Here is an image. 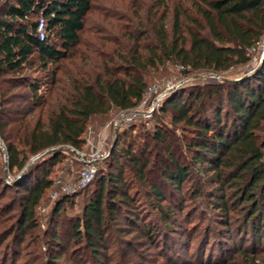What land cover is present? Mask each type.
Masks as SVG:
<instances>
[{
	"label": "trees",
	"instance_id": "1",
	"mask_svg": "<svg viewBox=\"0 0 264 264\" xmlns=\"http://www.w3.org/2000/svg\"><path fill=\"white\" fill-rule=\"evenodd\" d=\"M114 2L111 8L120 9ZM94 10V0H0V136L9 173L21 174L8 184L0 161V264H112L115 233L155 240L156 228L143 218L133 184L150 187L164 228L172 231L169 199L148 178V138L143 145L131 139L114 148L115 167L108 164L82 215L71 221L68 242L60 236V220L73 196L57 200L52 230L34 233L36 209L53 185L52 170L63 162L66 148L83 150L94 120L136 108L150 74L168 64L180 66L185 77L222 76L250 66V49L264 39V0H155L136 16L115 19L105 12L103 27L83 40ZM40 12L47 20L43 41L37 36ZM27 72L44 76L30 78ZM247 73L182 89L161 107L183 127L193 163L183 165L168 154L160 166L162 179L184 196L192 169L201 163L210 188L193 184L191 193L210 199L228 237L219 250L205 239L196 262L186 264H264V59ZM162 138L161 132L153 136ZM36 156L42 157L30 165ZM40 242L47 245L43 255L38 248L23 254Z\"/></svg>",
	"mask_w": 264,
	"mask_h": 264
},
{
	"label": "rangeland",
	"instance_id": "2",
	"mask_svg": "<svg viewBox=\"0 0 264 264\" xmlns=\"http://www.w3.org/2000/svg\"><path fill=\"white\" fill-rule=\"evenodd\" d=\"M114 3H118L116 6L120 9L111 8ZM155 0H94L95 10L89 17L87 22V33L83 36V40L87 37L94 38V31L96 28L103 27L104 15L108 12L111 18L118 19L129 15L136 16L137 10L141 13H146L154 5ZM121 6L123 8H121ZM129 6V13L125 11L124 7ZM106 10V11H105ZM106 12V13H105ZM256 62H253L248 67H238L224 73L222 76L214 78L215 74L202 73L200 75H192L191 77H185L183 69L180 66L174 64H168L165 67L159 69L156 72L150 74L148 82L149 86L157 85L161 90L164 89L166 84H171L174 89L170 95L178 93L182 89H189L193 87H204L208 84L218 83L227 78L229 80L238 79L241 76L247 74V72L254 67ZM28 77L33 76L42 78L43 73L36 75L27 72ZM179 86L176 88L175 86ZM26 90V89H23ZM124 113L120 111L112 112L108 117H103L94 120L89 128L95 131V135L101 134L102 139L106 142L105 154L106 158L100 161L97 165V173L94 182H92L87 188L77 190L74 192H65L63 188L74 186L79 180V171L82 168V164L77 161V158L71 151V148H66L65 158L61 164H58L51 173V180L53 182L52 188L48 194L42 200L40 206L36 209V219L38 222V229L34 232L37 236H42L49 229L53 228V210L56 206V202L61 196H73L72 201H69L67 208L63 213V218L60 220L61 238L69 241V238L73 234V230L70 227L72 220L79 218L82 215L83 209L93 193L95 192L98 181L106 175L109 171L108 164L111 163L112 169L115 167L113 151L114 148H123L128 144L131 139L137 141V144H146L148 138H152L150 147V160L152 165L150 166L149 180L156 185L160 186L163 192L169 199V205L172 207V218L169 222L173 223L172 231H167L164 228L166 224L160 218L159 211L155 208V204L160 201L154 198L150 194V187L146 184L140 186L138 184L132 185V192L137 196V202L140 212H142L143 218L146 223L154 226L156 231L154 233L153 241L148 239H140L139 235H132L130 237L122 236L121 233H115L111 238L113 248L109 254V258L112 264H186L187 262H196V253L198 248L202 245L203 241L210 240L209 246H215V249L219 250L220 245H226L228 237L225 236L226 229H222L220 225L216 223L217 213L214 211L213 205L209 198L205 196H194L191 193L192 185L203 186L205 190L210 187L205 184L204 167L199 163L195 164L194 169L191 171V179L184 185V196L180 195L170 189L164 182L160 174L162 162L167 159V155L174 156L180 160L183 165L192 167L191 155L186 151L184 144L185 133L182 126H175L172 123L171 114L163 113L160 108L159 113L151 119L138 118L134 121L121 122L118 127L114 126L119 118ZM127 119V117H125ZM87 131V133H88ZM161 132L163 138L161 142L153 139V136ZM86 133V135H87ZM94 136V135H92ZM150 139L148 142H150ZM1 145L6 149L5 143L0 136V161L5 163L4 172L6 173V182L12 185L15 179H18L21 175L17 171L9 173L8 170V158L6 160L5 152L1 148ZM170 147V151L169 148ZM91 148V144L87 141L86 146L81 151H88ZM120 162H126L125 157L122 155H116ZM42 156L32 157L30 165L34 164L37 159ZM127 166V165H126ZM172 165L169 164V168ZM173 168V167H172ZM111 170V169H110ZM202 173V174H201ZM127 179L129 183L132 182L133 175L130 171H126ZM201 178V181H197ZM84 190V191H83ZM57 194L56 200H53L54 194ZM14 194V190L5 197L4 201L10 199ZM187 199L182 203V199ZM164 205V203H162ZM167 206V205H165ZM170 228V226H168ZM141 228V225H140ZM212 229L214 232H210ZM117 231V230H116ZM219 232L221 235H219ZM224 233V234H223ZM222 236V237H220ZM192 244V249H190ZM232 245V243L230 244ZM25 245L24 248H26ZM35 248H38L39 254L43 255L47 251V245L44 242H40L37 247L31 246L25 249L23 254L31 252ZM3 250V247H0ZM26 260V259H25ZM24 260H20L19 264ZM31 262V261H29ZM63 264H70L67 260L63 261Z\"/></svg>",
	"mask_w": 264,
	"mask_h": 264
},
{
	"label": "built area",
	"instance_id": "3",
	"mask_svg": "<svg viewBox=\"0 0 264 264\" xmlns=\"http://www.w3.org/2000/svg\"><path fill=\"white\" fill-rule=\"evenodd\" d=\"M37 36L41 41L47 38V20L44 12H40L38 16ZM249 52L253 56V62H256V64L262 63L264 59V39L261 40L255 47L251 48ZM217 77L218 75L214 76V78ZM179 86L180 85L175 87L179 88ZM173 89L174 86L171 84H166L163 90H161L157 85L149 86L139 105L133 110L126 111V113H124V115L119 118L118 122L114 123V126L118 127L121 122L134 121L138 118L151 119L155 113H159L163 102L167 97L170 96V93ZM125 117H127V119H125ZM86 139L91 144L90 150L79 151L71 148V151L77 158V161L82 164V168L79 171L78 183L74 186L63 188V190L67 193H75L77 190L87 188L95 179L98 163L107 157L105 154V148L107 144L102 139L101 134L96 136L95 131L90 128L86 135ZM1 148L5 152V157L7 160L8 157L6 149L2 145ZM198 165L200 166L201 164L199 163ZM56 197L57 194L55 193L52 201L56 200Z\"/></svg>",
	"mask_w": 264,
	"mask_h": 264
},
{
	"label": "water",
	"instance_id": "4",
	"mask_svg": "<svg viewBox=\"0 0 264 264\" xmlns=\"http://www.w3.org/2000/svg\"><path fill=\"white\" fill-rule=\"evenodd\" d=\"M248 75H249V74L247 73V74H246V77H247Z\"/></svg>",
	"mask_w": 264,
	"mask_h": 264
}]
</instances>
